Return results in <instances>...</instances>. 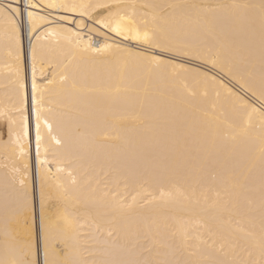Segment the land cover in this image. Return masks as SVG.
I'll use <instances>...</instances> for the list:
<instances>
[{
  "label": "bare ground",
  "instance_id": "1",
  "mask_svg": "<svg viewBox=\"0 0 264 264\" xmlns=\"http://www.w3.org/2000/svg\"><path fill=\"white\" fill-rule=\"evenodd\" d=\"M246 2L258 0H0V260L21 258L16 235L43 264L42 196L50 237L86 239L88 261L172 233L197 256L210 251L204 240L224 242L229 258H246L242 247L259 258L264 73L258 37L249 55L224 7ZM145 32L150 42L133 38ZM65 217L72 225L60 233Z\"/></svg>",
  "mask_w": 264,
  "mask_h": 264
},
{
  "label": "snow or ice",
  "instance_id": "2",
  "mask_svg": "<svg viewBox=\"0 0 264 264\" xmlns=\"http://www.w3.org/2000/svg\"><path fill=\"white\" fill-rule=\"evenodd\" d=\"M49 7H64L65 10L75 11V5H56L50 4ZM99 7H104L100 5ZM228 7L236 11V15L233 17L235 23L239 26V32L244 37V47L249 55H253L256 50L257 37L259 41V54L262 65V73H264V0H258L257 2L246 3H234L227 5ZM18 9H12L13 15L18 14ZM29 19L33 18V13H28ZM100 23V21H97ZM105 27L111 28L116 33H121L123 29L120 24L117 23L116 27H112L111 23H104ZM134 39H143L145 43L150 42L151 37L149 33L145 32L143 37L139 33ZM105 47H110L106 45ZM167 51V49H164ZM99 51V50H98ZM153 60L157 63H163L157 57H153ZM264 80V75H262ZM24 88L23 83H20L21 93ZM38 85L35 78V50H33V80H32V103L37 108V124H36V147L37 157H39L41 134H40V112L39 104L37 100ZM26 103V98L23 94L20 96V104L23 106ZM20 115V132L18 134L17 143L20 144L21 154L24 155L23 139L28 135V117L25 115L24 108L19 110ZM51 128V125H48ZM14 131L11 124L9 126V137ZM57 144H60V140H56ZM260 243H259V258L256 257L254 251L248 247H242L240 251L246 253V258L240 257V253L234 250L233 255L229 258V253L226 252V244L221 242L219 247H215L216 241L212 244H207V241L201 240L202 244L207 245L210 250L208 254L201 253L197 256V252L191 250V247L187 244V237L181 239L176 238V234L172 233L165 242H159L151 239L148 236L141 241L139 238L133 241L131 244L123 246L119 254L115 258L101 259L88 261L82 257L83 252H87L89 255L93 254V250L88 246L86 239L81 243V238L77 237L74 244L69 245L68 241L64 238L50 237L49 231L43 226L45 219L43 215V196L41 201V220L42 228L44 231V261L43 264H264V162L261 164V178H260ZM23 185V181H21ZM22 209L28 206V196L25 191L22 198ZM72 225V221L67 217L64 218L63 225L59 226L58 231L63 233L68 227ZM112 233H109L111 236ZM15 247L22 253L19 259H4L0 260V264H40L36 258V252L32 240L23 242L17 238L16 235L12 237ZM245 239L254 240L255 233L252 231L245 233ZM63 245V247H60ZM103 251V249H100ZM51 257V258H50Z\"/></svg>",
  "mask_w": 264,
  "mask_h": 264
},
{
  "label": "rangeland",
  "instance_id": "3",
  "mask_svg": "<svg viewBox=\"0 0 264 264\" xmlns=\"http://www.w3.org/2000/svg\"><path fill=\"white\" fill-rule=\"evenodd\" d=\"M55 13H57V12H55ZM62 13V12H61ZM57 14H59V12L57 13ZM62 14H64V13H62ZM62 14H60V15H62ZM64 16H67L66 14H64ZM69 17H71V24L77 19V18H79L80 16H74V15H68ZM82 21V23H83V27H85V28H87V26H89V25H96V24H94L92 21H90L88 18H86V17H83V20H81ZM105 31V30H104ZM112 35V34H111ZM95 38H98V36H94ZM112 37H114V39H119V41H122V42H125V40H123V39H121L119 36H114V35H112ZM168 55V54H167ZM169 56H170V54H169ZM173 57H175V58H178V56L176 57V55L174 56L173 55ZM178 59H181V58H178ZM200 64V63H199ZM198 64V65H199ZM201 65V64H200ZM5 128H6V123H5V121L4 120H0V134H2V135H5Z\"/></svg>",
  "mask_w": 264,
  "mask_h": 264
},
{
  "label": "built area",
  "instance_id": "4",
  "mask_svg": "<svg viewBox=\"0 0 264 264\" xmlns=\"http://www.w3.org/2000/svg\"><path fill=\"white\" fill-rule=\"evenodd\" d=\"M23 9H24V7H23ZM22 20H23V19L19 17V22H20V24H21ZM22 24H23V23H22Z\"/></svg>",
  "mask_w": 264,
  "mask_h": 264
}]
</instances>
